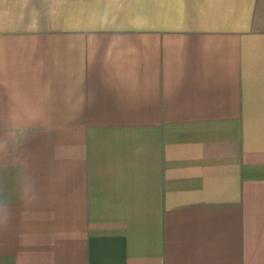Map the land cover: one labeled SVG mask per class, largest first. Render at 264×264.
Returning a JSON list of instances; mask_svg holds the SVG:
<instances>
[{"label":"crops","instance_id":"obj_1","mask_svg":"<svg viewBox=\"0 0 264 264\" xmlns=\"http://www.w3.org/2000/svg\"><path fill=\"white\" fill-rule=\"evenodd\" d=\"M0 264H264V0H0Z\"/></svg>","mask_w":264,"mask_h":264}]
</instances>
